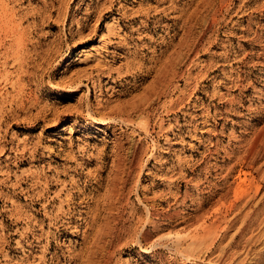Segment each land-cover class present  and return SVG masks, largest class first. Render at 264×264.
<instances>
[{
	"label": "rangeland",
	"instance_id": "obj_1",
	"mask_svg": "<svg viewBox=\"0 0 264 264\" xmlns=\"http://www.w3.org/2000/svg\"><path fill=\"white\" fill-rule=\"evenodd\" d=\"M0 264H264V0H0Z\"/></svg>",
	"mask_w": 264,
	"mask_h": 264
}]
</instances>
